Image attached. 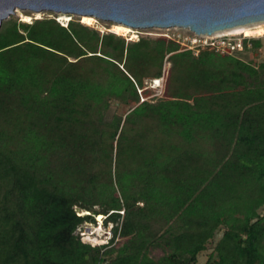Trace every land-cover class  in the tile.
I'll return each instance as SVG.
<instances>
[{"label": "trees", "instance_id": "1", "mask_svg": "<svg viewBox=\"0 0 264 264\" xmlns=\"http://www.w3.org/2000/svg\"><path fill=\"white\" fill-rule=\"evenodd\" d=\"M263 208L264 61L78 21L0 30V264H197L218 232L204 264H264ZM96 217L112 235L92 246Z\"/></svg>", "mask_w": 264, "mask_h": 264}, {"label": "water", "instance_id": "2", "mask_svg": "<svg viewBox=\"0 0 264 264\" xmlns=\"http://www.w3.org/2000/svg\"><path fill=\"white\" fill-rule=\"evenodd\" d=\"M17 9L89 16L131 29L176 27L197 35L264 22V0H0V28Z\"/></svg>", "mask_w": 264, "mask_h": 264}, {"label": "rangeland", "instance_id": "3", "mask_svg": "<svg viewBox=\"0 0 264 264\" xmlns=\"http://www.w3.org/2000/svg\"><path fill=\"white\" fill-rule=\"evenodd\" d=\"M69 16H70L71 21H75V22L78 21L79 23L83 24L81 17L74 16V15H69ZM71 17H72V19H71ZM41 19H54L61 26H65V27L68 24L66 21L62 20L61 14H58V13L40 12V13L36 14L34 12H31V11H24V10L17 9L15 11L14 15H11L8 19H6L2 22L0 30L3 27H6L9 24L14 23V22H17V23L24 22V23L31 24L35 20H41ZM28 20H30V21H28ZM70 20H69V22H70ZM25 21H28V22H25ZM96 21L97 22L94 23L93 25H86V24H83V25L87 26L90 29L98 31L101 35L105 34V33L115 34V32L112 31V25H113L112 23L103 22L100 20H96ZM249 25H253V26H249L250 28H255L254 24H249ZM133 31H134L133 33L126 34L125 36L124 35H118V34H116V35L124 38L126 42H135V41H138L141 37H146V38H151V39L178 40L180 36L183 37V36L189 35L188 31L186 29H181V28H176V27L175 28H169V29H146V30H141V29H135L134 30L133 29ZM224 31H226V30H224ZM223 32H218V33H223ZM165 36H169V38H171V39H169ZM251 39L259 40L261 43V48L257 52H254L251 49L252 46L250 43L247 48H245L241 52L236 53L235 56L240 58L241 60L249 63V64L257 66L261 61H264V36L256 37V35H254L251 37ZM180 47L182 48L181 45H180ZM168 67H169V64L166 63L165 68L167 69ZM161 79H162V81H160L158 86L156 83H153V80H147L145 82V89H144L146 91H145V93H142L143 97H147V99L150 100V99H153V97H155V96H161V94L163 93V90H164L165 78L162 77ZM127 109H128L127 106L117 105V104H115L112 107V111H115L119 114H124L127 111ZM76 211H77L78 215H85L86 214L85 211L82 212V210H79V209H76ZM263 211H264V208L260 210L261 213H263ZM110 228H111L110 225L106 226L103 223V218L96 217L94 219V223H90V222L83 223L80 226V228L77 230L76 234H78L80 236L81 240L88 242V244L90 242L91 244L97 243V245L98 244L102 245V244H106V242L109 241L108 239L112 235L110 232V230H111ZM98 229H100V230H98ZM221 235H222V232H218L216 234L213 243L209 246L210 249L207 250L206 252L201 253L198 256L197 264H204L206 262L209 254L212 251L211 249L213 247V244L217 242V240L221 237Z\"/></svg>", "mask_w": 264, "mask_h": 264}, {"label": "built area", "instance_id": "4", "mask_svg": "<svg viewBox=\"0 0 264 264\" xmlns=\"http://www.w3.org/2000/svg\"><path fill=\"white\" fill-rule=\"evenodd\" d=\"M186 30L188 31L189 35L183 37L179 35L180 37L178 40H173V39L172 40L180 44L183 50H190L196 55L199 53V51L202 50H213L221 56H234L236 53L243 51L245 48L249 46L250 42H247V44L245 45V40H249L252 37V36H245V33L237 34V35L229 34V33H221L217 35L216 33L218 32L212 35H197L188 29ZM219 32H223V31H219ZM165 37L169 38V36H165ZM158 81H160V79L153 80V83H156ZM159 83L157 84V86L159 85ZM82 242L88 243L83 240ZM89 244L91 243L89 242ZM91 245L95 246L97 245V243H92Z\"/></svg>", "mask_w": 264, "mask_h": 264}, {"label": "bare ground", "instance_id": "5", "mask_svg": "<svg viewBox=\"0 0 264 264\" xmlns=\"http://www.w3.org/2000/svg\"><path fill=\"white\" fill-rule=\"evenodd\" d=\"M61 16H62V20L66 21V22L70 20V16L69 15L61 14ZM81 18H82V23L86 24V25H93L94 23L97 22L96 21L97 19L94 18V17L83 16ZM71 19H72V17H71ZM249 26H253V25H248V26L245 25V26L235 27L233 29H228V30L224 31L223 33L236 34V35L237 34L246 33L245 34L246 36H254V35H256V36L257 35L258 36H264V22L263 23L260 22V23H257V24L254 23V27L255 28H250ZM112 31L115 32V34L124 35V36L126 34L134 32L133 29H131V28L127 27V26L121 25V24H113L112 25ZM216 34L218 35V34H221V33H216ZM160 81H162V80H160ZM160 81L156 82V84H158ZM98 230H100V229H98Z\"/></svg>", "mask_w": 264, "mask_h": 264}]
</instances>
